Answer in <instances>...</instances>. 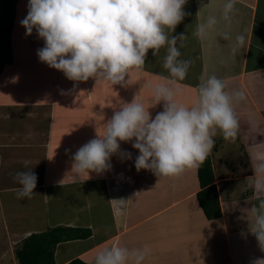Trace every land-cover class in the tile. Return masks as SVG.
Instances as JSON below:
<instances>
[{"label":"crops","instance_id":"obj_1","mask_svg":"<svg viewBox=\"0 0 264 264\" xmlns=\"http://www.w3.org/2000/svg\"><path fill=\"white\" fill-rule=\"evenodd\" d=\"M29 0H18L11 35L13 60L0 74V264H18L16 248L33 233L58 226L78 235L57 244L55 264H95L96 255L119 243L129 250L149 248L143 264H255L264 260L250 231L260 193L253 187L255 168L264 155V0H237L231 22L222 17L226 0H187L188 13L169 36L183 33L181 59L191 61L187 76L173 81L162 67L166 49L149 50L145 66L132 69L126 83L72 81L41 62L44 47L35 29L20 23ZM209 17L218 23L201 40L193 35ZM227 32L230 39H224ZM245 42L233 55L236 36ZM216 75L228 91L242 90L246 99L234 105L239 128L235 140L217 130L212 156L222 216L209 219L198 199L199 166L178 177H158L136 170L139 150L120 142L111 169L84 180L72 171V156L102 135L114 112L135 98L146 108L153 88L170 84L177 103L191 107L198 99L201 77ZM129 81V83H127ZM149 85L152 87L150 88ZM163 101L149 108L154 118ZM24 161L37 175L30 199L17 197V171ZM264 198V197H262ZM88 230L90 234L88 235Z\"/></svg>","mask_w":264,"mask_h":264},{"label":"clouds","instance_id":"obj_2","mask_svg":"<svg viewBox=\"0 0 264 264\" xmlns=\"http://www.w3.org/2000/svg\"><path fill=\"white\" fill-rule=\"evenodd\" d=\"M237 0H226L222 17L231 22ZM187 0H29L28 13L20 21L31 35L36 30L44 40L37 50L41 62L62 71L72 81L95 78L115 84L126 83L132 69L145 66L149 50L158 56L166 49L162 67L173 81L186 78L191 61L181 59L186 36L171 35L188 13ZM218 23L209 17L198 24L193 35L203 40ZM230 39L227 32L221 34ZM233 55L243 47L245 38L236 36ZM129 83V81H127ZM151 88L152 86L149 85ZM224 80L216 75L201 77L198 99L191 107L177 103V89L170 84L153 88L154 106L163 101V111L153 118L149 108L136 98L123 104L106 123L105 132L90 140L72 156L77 177L84 180L91 173L102 174L111 169V157L120 154L131 159V153L121 152L120 142H132L139 150L135 158L137 171L146 169L158 177H178L186 169L198 167L211 152L219 130L225 140H235L239 128L234 105L246 99L242 90L228 91ZM255 168L253 187L259 200L250 231L264 250V155ZM24 161L25 171H17L20 185L17 197L31 198L36 192L37 175ZM150 249L129 250L114 243L100 251L95 264H143ZM255 264H264L258 260Z\"/></svg>","mask_w":264,"mask_h":264},{"label":"trees","instance_id":"obj_3","mask_svg":"<svg viewBox=\"0 0 264 264\" xmlns=\"http://www.w3.org/2000/svg\"><path fill=\"white\" fill-rule=\"evenodd\" d=\"M18 0H0V74L6 63L13 60L11 35L15 23ZM201 190L197 196L209 219L222 216L219 193L215 184L212 156L208 154L199 165ZM67 229L58 226L51 230L33 233L16 248L18 264H55L54 250L58 243L79 237L70 235ZM90 231L88 230V235ZM75 260L73 264H79Z\"/></svg>","mask_w":264,"mask_h":264}]
</instances>
